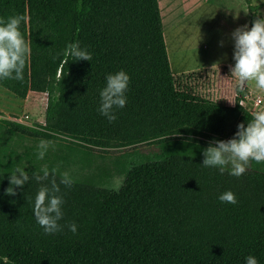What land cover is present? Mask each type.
Instances as JSON below:
<instances>
[{
    "label": "trees",
    "instance_id": "trees-1",
    "mask_svg": "<svg viewBox=\"0 0 264 264\" xmlns=\"http://www.w3.org/2000/svg\"><path fill=\"white\" fill-rule=\"evenodd\" d=\"M249 28L262 6L245 0ZM21 15L29 44L23 80L0 86L25 100L48 94L45 123L2 122L23 135L80 148L70 179L48 171L7 195L0 172V264H264V162L239 178L204 167L214 140L235 137L254 119L236 87L228 105L179 88L164 36L160 0H0V19ZM78 42L90 61L63 55ZM129 77L126 106L115 121L99 112L106 77ZM1 114V113H0ZM213 146H216L213 144ZM117 153L107 157L96 153ZM121 180L116 185V179ZM55 179L63 199L62 230L46 234L33 213L41 186ZM231 191L235 205L222 203ZM75 223L77 232L68 225Z\"/></svg>",
    "mask_w": 264,
    "mask_h": 264
},
{
    "label": "rangeland",
    "instance_id": "rangeland-1",
    "mask_svg": "<svg viewBox=\"0 0 264 264\" xmlns=\"http://www.w3.org/2000/svg\"><path fill=\"white\" fill-rule=\"evenodd\" d=\"M252 1L255 5L262 6L260 13L264 18V0ZM160 5L168 55L169 58L170 53L172 55L170 62L178 87L187 86L198 95L234 104L233 95L238 82L231 77V67L225 66L215 73L207 68L197 72L190 71L222 62L235 65L232 33L244 27L249 19L246 1L160 0ZM222 73L226 76L222 77ZM246 85L251 89V92H247L250 96L245 97L251 111L254 114L264 111V90L258 89L254 81ZM257 100L260 101L259 105H255ZM47 102L48 96L42 92H32L22 102L0 86V172L14 173L19 167L26 173H43L47 168L48 171L55 170L62 177L67 173L71 179L79 171L81 155L78 146L64 140L26 136L2 122V119L7 118L15 121L23 119V123L30 125L45 123ZM41 141L48 143L43 159L38 158ZM96 153L107 157L117 154L103 151ZM115 182L119 185L121 180L117 178Z\"/></svg>",
    "mask_w": 264,
    "mask_h": 264
},
{
    "label": "clouds",
    "instance_id": "clouds-1",
    "mask_svg": "<svg viewBox=\"0 0 264 264\" xmlns=\"http://www.w3.org/2000/svg\"><path fill=\"white\" fill-rule=\"evenodd\" d=\"M26 18L21 15L9 17L7 20L0 19V79L23 80L26 57L30 53L29 44L22 36L20 25ZM235 42L233 59L234 67H231V77H234L238 89L243 91L248 82L254 81L258 89L264 90V19L257 18L253 22L251 30L247 25L236 29L232 33ZM222 46V45H221ZM63 55L75 60L90 61L92 56L89 52L81 49L78 42L66 46ZM213 68H218L214 64ZM130 77L119 71L106 77V87L100 91L101 105L99 112L109 122L116 119L114 109H122L126 106V96ZM215 144L216 146H213ZM48 143L41 141L38 158L43 159L46 154ZM205 159L204 167L219 168L223 174L230 165L229 174L241 177L247 169L250 161L264 162V111L256 112L254 119L238 125V131L233 139L228 141L214 140L203 152ZM55 171V170H53ZM49 172L43 170V176L35 175L37 181L47 180ZM29 180V175L24 169L17 167L9 176L10 187L6 190L7 195H16L15 188H23ZM61 183L68 186L71 180L67 173ZM60 188L55 179L51 181V187L41 186L34 200L33 213L37 223L44 229L46 234H53L62 230L59 221L63 218V199L58 193ZM219 200L224 203L235 205V194L227 191L220 195ZM72 233L77 232V225H68ZM246 264H258L254 256L245 258Z\"/></svg>",
    "mask_w": 264,
    "mask_h": 264
},
{
    "label": "crops",
    "instance_id": "crops-1",
    "mask_svg": "<svg viewBox=\"0 0 264 264\" xmlns=\"http://www.w3.org/2000/svg\"><path fill=\"white\" fill-rule=\"evenodd\" d=\"M161 6V5H160ZM163 15V14H162ZM249 21H250V16H249V19H247V22H246V25H247V28H249ZM163 23H164V19H163ZM178 25L179 26V24L178 23H175V25ZM244 24H242V26H243ZM172 26H174V23H172ZM166 42H167V40H166ZM167 49H168V47H167ZM169 50V49H168ZM171 57H172V55H171V53H170V58H169V60L171 59ZM172 60V59H171ZM170 64H171V62H170ZM213 65L214 64H210V65H207V66H205V67H202V68H198V69H196V70H194V71H190V72H197V71H202V69L203 70H206V68L207 69H211V70H213V72L215 73L218 69H221V68H224L225 66H229V67H234L233 65L234 64H232V63H227V62H222V63H220V64H218V68H213L212 69V67H213ZM172 68V67H171ZM183 73V72H182ZM184 73H186V72H184ZM173 74L174 75H176L174 72H173ZM226 75L224 74V73H222V77H225ZM223 79V78H222ZM222 82H224L225 83V81H224V79L222 80ZM246 87H247V85H246ZM248 88V87H247ZM248 91H250L251 92V89H249L248 88ZM32 92H34V91H30L29 92V94H31ZM28 94V95H29ZM251 94V93H250ZM235 96H236V92L234 93V95H233V98H234V102H235ZM248 96H250L249 94H248ZM21 101L22 102H25L26 101V99L25 100H22L21 99ZM226 104H228V105H233L232 103H226Z\"/></svg>",
    "mask_w": 264,
    "mask_h": 264
},
{
    "label": "built area",
    "instance_id": "built-area-1",
    "mask_svg": "<svg viewBox=\"0 0 264 264\" xmlns=\"http://www.w3.org/2000/svg\"><path fill=\"white\" fill-rule=\"evenodd\" d=\"M45 94L48 96L47 93H45ZM245 97L248 98V97H249L248 94L244 96V98L242 99V101H241L240 103H241V105H243L244 107H246L248 110L251 111V108H249V106L247 105V101H246ZM259 104H260V101L257 100V101L255 102V105H259ZM252 112H253V111H252ZM26 117H28V116H26ZM16 121H18V119H16ZM19 122H24V121H23V119H21Z\"/></svg>",
    "mask_w": 264,
    "mask_h": 264
}]
</instances>
